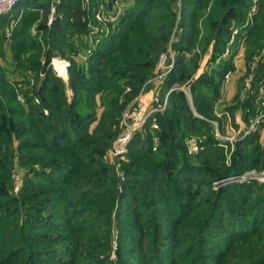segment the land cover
<instances>
[{
  "label": "trees",
  "instance_id": "16d2710c",
  "mask_svg": "<svg viewBox=\"0 0 264 264\" xmlns=\"http://www.w3.org/2000/svg\"><path fill=\"white\" fill-rule=\"evenodd\" d=\"M35 1L37 0H24L29 3ZM46 1L48 4V0ZM114 1L116 0H107L103 3L111 10ZM119 1L127 3L128 6L126 4L125 9L122 8L114 21L104 25L95 22L99 31L92 34L86 28L88 21H81L83 13L79 7L80 0H61L58 12L63 14V27L54 21L52 33L63 38L67 34L80 35L84 29L82 36L86 35L93 38V41H98L94 54L85 62V67L71 61L67 85L55 78L50 69H41V41L31 34V27L37 21L36 15L31 14V18L21 20L14 30L13 43L10 46L13 61L26 69L24 73H34L35 76L37 71L45 72L44 84L38 96L48 114L45 115L46 109L42 110V105L36 106L33 103L34 99L30 95L25 97L26 108L17 105L10 83L7 82V85L3 74L0 75V144H4L0 149V169L9 168L8 171H0V264H77L81 260L83 264H113L108 257V217L114 204L119 202L126 205L130 199L128 210H133L129 215L132 222L137 224L142 220V216L134 213V208L136 212H141L145 220L148 197H144L143 188H152L157 182L164 185L166 183V186L173 182L172 188L175 187L177 193L175 201L169 204L172 208L176 207L172 216L173 226L180 227L186 220H190L193 225L189 229L196 232L190 242L200 243L201 238L206 236L211 246L212 243L219 244L218 251L224 250L221 262L227 258L222 264H264V230L261 231L260 228L264 224L263 185L227 186V191L231 192L229 196L232 194L244 206V210L240 212L233 209L235 203L231 199L226 201L221 192L215 193L212 202L202 200L193 203V199L200 193L196 186L201 189L216 178L220 179L232 173L239 174L242 170L241 164L247 165V158L255 161L260 154L253 148L249 155L240 153L233 157L232 161L237 166H225L216 157L213 162L207 160L205 165L192 168L189 161L184 159L185 156L179 155V143L196 133L198 128L210 126L201 118L194 117L185 102L176 103L155 115L160 159L155 158L156 151H152L150 122L145 124L142 132L133 136L127 156L138 153L142 161L129 160L123 163L126 180L122 192V184L119 188L112 177V168L103 162L110 143L118 136L123 111L152 76L155 62L165 51L170 39L174 38L172 49L177 56L175 65L164 81L165 93L176 83L190 78V73L197 69L199 56L202 54L186 57L185 53L198 46L199 51L204 54L211 45L212 76L204 74L192 80L190 92L195 103L200 100L210 105L214 103L223 75L233 67L231 59H220L230 36L231 24L235 23L242 29L241 26L246 23L251 12L252 1ZM258 7L259 11L252 16V25L246 26V32L242 35L247 45L264 42V0L258 3ZM88 14L93 17L91 13ZM199 16L205 17L202 20L204 35L196 39V35L200 33ZM45 23L46 20L41 19L38 29L47 37L53 36L47 35ZM72 40L70 39V43L74 44ZM49 44L51 47H47L44 55L47 63L55 52L53 42L49 41ZM263 80L264 63L256 70L246 99L236 101L226 109L229 111L240 108L252 113ZM66 90L72 94L70 102L65 96ZM176 97L180 100L184 95L182 96V92L172 91L168 99ZM97 108L102 109L100 115L97 114ZM196 109L200 113L205 111L200 106ZM256 138V134L248 137L243 145H250ZM14 140L18 141L15 149L18 151L20 166L39 167V170L30 171L34 178L27 179L24 183L22 195L36 199L32 205L26 207L19 205L7 191V186L10 185L9 170L12 166ZM207 145L206 148L209 146ZM199 156L200 160L204 159V155ZM178 163L187 165L180 170L170 167ZM252 163V166H248L256 169L258 164ZM181 170H186L187 174L190 172V177L177 180V175L184 174ZM192 170L198 171V177L190 179L194 173ZM201 170H205V173ZM36 178L48 187L35 190L32 184ZM135 192L140 197L135 196ZM140 200L143 202L140 203ZM94 203L104 207L96 208ZM224 203L226 211H222L220 220H226L225 227H218V223L213 224L218 217L215 211ZM159 204L164 205L163 201ZM22 208L27 213L22 224H19L18 217ZM45 210L50 212L46 217H37ZM125 212L124 209L119 212V217H127ZM147 218L146 215V221ZM156 226L153 224L154 230ZM251 226L250 235L245 236L243 232L236 234L238 228ZM37 227L40 232L53 231V234L37 233ZM32 230L38 235L29 236L33 234ZM253 235L257 237L255 242L243 240L236 246L235 251L229 253L232 241L241 237L249 240ZM30 242H36L38 247H31ZM47 244H51L53 248L44 249ZM195 249L199 247L194 246L188 250L186 248L183 251L185 259ZM244 251L246 256L249 253L252 255L241 256ZM190 264H199L198 259H193Z\"/></svg>",
  "mask_w": 264,
  "mask_h": 264
},
{
  "label": "rangeland",
  "instance_id": "374dc122",
  "mask_svg": "<svg viewBox=\"0 0 264 264\" xmlns=\"http://www.w3.org/2000/svg\"><path fill=\"white\" fill-rule=\"evenodd\" d=\"M82 3H84V0H80ZM252 1V0H251ZM102 3L101 0H98L97 4ZM61 0H53V17L58 12L59 7L61 6ZM181 4V3H180ZM254 2L252 1L251 10H253ZM181 7V5H179ZM180 10V9H179ZM250 10V11H251ZM254 11H259L258 2L257 6H255ZM83 13V19L85 21H88V24L86 25L87 30L98 26L94 22V16L91 17L90 14L87 13L86 10L82 11ZM204 12L202 11V14ZM201 14V12H200ZM251 14V12L249 13ZM92 15V14H91ZM201 16V15H200ZM198 18V26L200 27V33L196 35V39H200L204 35V30L202 27V20L205 18L204 16ZM251 18V16H250ZM179 19V18H177ZM252 22V18L249 21V23ZM84 23V22H83ZM99 28V27H98ZM236 28V24L232 23L230 27V36L228 39V42L224 48V51L220 57L221 60L224 59H231L234 58V56L237 57L236 61L238 63V69L237 72H235V79L231 81V75L234 71H236L235 68H231L228 70L221 79L220 83V89L222 91L223 87L228 83L226 86L227 88L225 93H221V91L218 92V97L214 101L213 104H208L204 100H200L199 102L195 103V101L192 99V94L190 92V85L192 80H196L201 75H208V77L212 76L210 73V68L212 67V46L206 50V52L203 54L201 51H199V47L192 48L189 53H185L186 57H190L194 54H202L199 57L198 61V67L194 70V73H190V78L184 79V82L176 83L174 86H172L171 89L165 90L163 88L165 78L168 76L170 72H168V69L162 70V73H164L163 78H159L156 80V78L160 75L161 72L158 71L156 65L157 61L155 62V66L152 72V76L147 80V82L143 85L141 88L139 94L137 97L125 108L123 111L120 121H119V131L118 135L121 132V121L124 118L125 115H128L132 113L137 104L139 103H149L150 101L155 100V104L157 106L162 107L164 112L167 110V108L175 105L176 103L185 102L186 105H188L191 114L194 117L201 118L204 120L210 127L200 129L198 128L196 133L191 134L189 137H187L183 142L179 143V155H183L184 159L186 161H189L188 163L192 168L199 167L205 165V163H208L207 160L213 162L215 159L218 158V162L220 161L225 166H237V163L234 164L233 157H237L240 153H244L245 155L250 153V151L253 148H256L259 152V157L253 161V159L246 160V164H241L240 168L242 169L239 174L238 173H232L229 176L223 177V178H216L214 180H211L207 186L199 188V186H196V189L200 192L199 196L193 199V203H196L197 201L202 200H208L211 201L214 199L215 193L221 192L222 197L225 198V200H232L235 203V207L233 208L235 211H243L244 206L241 205V203H238L237 199L233 197L232 194L229 193L230 190L227 191V186L230 185H250L254 184L256 185H263L264 186V100L262 99L264 97V80L262 82L261 88L259 89V102L255 103V110L252 111V113H249V111H244V109L235 108L232 110L226 109L227 105H231L232 103H235L236 101H242L246 99L247 93L251 89V82L252 79L256 73V70L259 68L261 64L264 63V42L257 43V45H254L250 43L247 45V42L245 41L244 37L241 35L240 37L236 38V40L229 45V40L231 38L232 31ZM15 29L11 28L8 29V31L14 32ZM81 32H85L84 29ZM89 31V30H88ZM5 32V30H4ZM174 33V31H173ZM12 35V34H11ZM2 38V41H0V75L3 74L5 77L6 83H10L9 85L12 87L14 93H15V102L19 106H25V97L26 95H30L32 97L33 103L36 106H41V109H46V107L42 104V99L38 96V94L41 92V88L43 87L44 82V74L46 69H50L52 74L55 78L59 79L61 82H63L65 85L68 84L69 81V69L71 65V61L76 62L77 64L81 65L82 67L86 66L85 62L82 59H78V52H82L83 49L86 48V43L82 41H78V45L76 43L72 44L70 43V39H72V36H64L63 38L60 37V35H56L53 33V36L47 37L44 34H41L39 36V40L41 41V53H40V59H41V69L43 68V71H37V75L34 76V73H24L26 69L19 65L17 62L14 61L9 64V62H6V65H3L4 62V54L5 51H11V44L12 39H7V36L4 35L0 36ZM89 38V37H88ZM173 38V37H172ZM49 41L53 42V50L55 51L53 53V60L57 61H64L66 66V71L64 75L60 76V72L56 70V66L50 65V60L47 63V59H44L45 50L47 47H51V44H49ZM174 42V38L170 39L166 49L161 54H166L167 58L170 59V55L173 56L174 64L176 62V56L177 53L174 52L172 49V44ZM86 51V50H85ZM84 51V52H85ZM6 55V54H5ZM159 58V57H158ZM4 59V60H3ZM81 60V61H80ZM14 63L16 64L17 68L15 67ZM63 67V66H62ZM168 72V73H167ZM227 73H230L228 76V79L225 78V75ZM22 76V77H21ZM7 83V85H8ZM49 84V83H48ZM54 86V85H53ZM172 91L176 92H182V96L184 95V98H181L178 100V98L174 99H168L169 93ZM223 91V92H224ZM261 91V92H260ZM65 96L67 98V101H71V92L69 90L65 91ZM222 96V97H221ZM20 97V99H19ZM46 97V96H45ZM163 97V98H162ZM36 100V102H35ZM98 100V99H96ZM219 100V102H218ZM222 100V101H221ZM51 102L53 103V98H51ZM45 105V104H44ZM200 106L205 111L203 113H200L197 111V107ZM98 109V108H97ZM45 111V110H44ZM48 110L46 109L45 115H47ZM102 112V109H98V115ZM160 112V113H162ZM43 113V112H42ZM150 130V128H149ZM157 131H150V139H151V146L152 151H156L155 158L160 159L159 153V139L157 135ZM142 132V131H141ZM251 134V135H250ZM254 134H256L257 138L255 139V142L250 143V145H243V142H245L248 137H252ZM250 135V136H249ZM118 137V136H117ZM116 137V138H117ZM115 138V139H116ZM115 139L110 143L109 148L106 150L104 156H103V162L105 165L112 168V177L114 178L117 186L120 188L121 186V192L123 189V184L126 180V170L123 168V163L129 162V160L135 161V162H141L142 158L139 157L138 153H133L132 156L126 155L121 159H114L110 156V151L112 149L113 143ZM149 139V141H150ZM154 139H156V143H154ZM18 144V141L14 140L13 143V155H12V166L9 170V187L7 186V191L11 197H13L15 200L18 201V204L22 207L30 206L32 205L36 199L32 197H25L22 195L23 193V187L24 183L27 179H33L32 176V169L39 170V167L33 166V168H29L28 166H20L18 162V151H16V145ZM207 143H209L207 145ZM15 144V145H14ZM154 144L156 146V149L153 150ZM3 143L0 144V149L3 148ZM206 145L208 146L206 148ZM182 148V152H181ZM206 148V149H205ZM192 149V150H191ZM196 149V150H193ZM252 153V152H251ZM204 155V159L200 160L199 155ZM132 157V159H131ZM160 161V160H159ZM252 162H255L258 164L256 169L251 168ZM218 163V164H219ZM176 166H170L176 167V169L180 170L181 167H186V165H183L181 163L174 164ZM248 165H251L250 167ZM239 166V165H238ZM9 168L4 167L1 168V172L8 171ZM183 171V170H181ZM184 170V174H179L176 176L177 180L183 179V177H190L189 174H187ZM191 172H194L193 170ZM202 173H205V170H201ZM200 173V172H199ZM188 175V176H184ZM198 177V171H195L192 173V178ZM171 181V180H170ZM32 187L35 190H44L46 189L47 184L41 182L38 178L33 180ZM173 187V182L165 185L162 183L157 182V184H153L152 188H143L144 190V197H148V203L147 206H145L147 209L146 215H147V221H146V215L145 220L144 216L141 215V212H136V208H134V213H138V215L142 216L139 223L135 224L132 222L131 215L133 210H128V206L130 204V199H128V202L126 205H123V203L119 204V202L114 204L113 210L111 211V215L108 217V223L109 225V248H108V257L109 260L113 262V264H190V262L197 258L199 264H222L227 261V258L223 259L222 252L224 250L218 251L219 244L212 243L211 246L207 241V237L203 236L201 238V242H190L189 240L191 237L196 236V232L191 231L189 229V226L193 225L190 220H186L184 222V225L177 227L173 226V211H176V207L172 208L169 204L173 203L175 201V196H177V193H175V187ZM195 187H193L194 190ZM137 197H140L138 192H135L134 194ZM121 198V197H120ZM104 199V196L103 198ZM136 201V200H135ZM163 201L164 205L160 206V202ZM241 201V200H239ZM251 201V197H250ZM143 201L140 200V203ZM242 202V201H241ZM224 203L219 209L215 211V213L218 215L217 220L215 219L214 223H218L216 226H224L225 222L223 219L220 220V214H222V211L225 210ZM94 206L96 208L98 207H104L99 206L98 203H94ZM124 209L125 217L124 219L119 217V212H121ZM138 210V209H137ZM226 211V210H225ZM27 212L23 211V208L21 210V214L18 217V223L22 224L23 218L26 216ZM50 213L49 211L45 210L44 213L37 216L39 218L46 217V215ZM191 215V214H190ZM226 216V213L224 214ZM153 218V219H152ZM156 219V221H154ZM155 222V223H154ZM59 223V222H58ZM153 224H155L156 228L153 229ZM151 225V228H150ZM35 226L32 224V228ZM137 227V228H136ZM261 231L264 230V224L260 227ZM37 233H45V234H53V231L49 232H40L39 228H35ZM138 229V230H137ZM158 230V231H156ZM252 230L251 227H245L242 229L236 230V234H242L241 232L245 233L246 235H250ZM43 231V230H41ZM33 234H30L29 236H37L38 234H35L32 230ZM258 234V233H257ZM254 234V235H257ZM253 235V236H254ZM251 236V237H253ZM250 238V237H249ZM257 239L256 236L253 238H237L235 241H232L230 243V249L229 253L235 251L236 246L243 240L250 241V243L255 242ZM210 242H212L210 240ZM245 242V241H244ZM31 247H38V244L36 242H30ZM199 247V249H195L194 252H192V255L185 259V253L183 251L188 250V248L192 247ZM53 246L51 244H47V247L44 249L50 250ZM182 252V253H181ZM87 254H92V252H87ZM252 254H247V256H250ZM241 256H246V251L242 252ZM246 256V257H247ZM83 260H81L82 262ZM81 262H77V264H83Z\"/></svg>",
  "mask_w": 264,
  "mask_h": 264
},
{
  "label": "built area",
  "instance_id": "2783aa9c",
  "mask_svg": "<svg viewBox=\"0 0 264 264\" xmlns=\"http://www.w3.org/2000/svg\"><path fill=\"white\" fill-rule=\"evenodd\" d=\"M24 0H0V16H6L8 15L13 8L21 3ZM84 2H87V0H84ZM54 12V10H53ZM122 12V6L119 0L114 1L112 4L111 10L106 8L105 4L100 2L97 4V8L94 16V22L97 24L104 25L107 22L114 21L115 18ZM54 20V19H53ZM81 21L84 22V19L81 18ZM89 30H91L92 34H96L99 31L98 26L92 27ZM240 36V29L235 28L232 31L231 38L229 40V45H231L236 38ZM88 38V37H87ZM90 39V38H88ZM90 43L92 44L91 49H87L89 51V54L91 55L92 52L94 53V49L96 48L98 41L95 39L93 41V38L90 39ZM173 54L170 55V59L167 58L166 54H160L158 60H157V69L160 73V75L156 78H163L164 73H162V70L168 69V72H170L173 68L174 60H173ZM78 59L83 60V53L78 52ZM55 62L59 63L61 66H63L64 70L66 71V66L64 61H57L53 60V57L50 60V65L55 66ZM167 72V73H168ZM230 73H227L225 75V78L228 79V76ZM261 92V91H260ZM20 99V97H19ZM36 102V100H35ZM154 101H150L149 103H139L137 104L135 110L125 115L124 118L121 121V132L119 133L118 137L115 139L112 149L110 151V156L114 159H121L123 158L127 151L128 146L133 138V136L142 131L145 124L150 122V131L158 130V125L156 122L155 115L159 114L163 110V106H157ZM154 143H156V139H154ZM156 149V146L154 144L153 150ZM192 150V149H191ZM196 150V149H193Z\"/></svg>",
  "mask_w": 264,
  "mask_h": 264
},
{
  "label": "crops",
  "instance_id": "0c3cea01",
  "mask_svg": "<svg viewBox=\"0 0 264 264\" xmlns=\"http://www.w3.org/2000/svg\"><path fill=\"white\" fill-rule=\"evenodd\" d=\"M103 1L107 2V0H103ZM252 1L254 2L255 5L252 8L253 10H251V14H248V18H247L246 23L243 26H241L242 29L240 30V36L244 35V33L246 32V30H245L246 26L252 25L253 20L251 23H249V21L251 20L252 16L256 13L254 11V8H255V6H257V2L259 3L261 0H252ZM43 2H45V0H37L34 3L22 1L21 3L17 4L8 15L0 16V36H3V33H4V35L7 36V39H12L14 32L12 33L11 31H8V29H11V28L15 29L17 24H19L21 22V20L23 21V20L28 19L29 17L31 18V14L36 15V19H37V21L31 27V34L33 36L37 37L38 39H39V36H41V34H43L42 30L38 29V23H40L41 19L46 20L45 25H46V29H47V35H49V36L51 34H53L52 31H53V22L54 21L56 23L58 22V25H60V27L62 28L64 17H63V14H61L59 12H57L53 17V0H48V4H47V1L45 3H43ZM97 2H98V0H87V2H84V3H82V1H80L79 7H81L82 11L86 10L87 13H91L93 16V14L97 8V5L94 6L93 4L94 3L97 4ZM126 4L121 3L122 8L125 9ZM129 5H131V3H129ZM127 6H128V4H127ZM250 16H251V18H250ZM236 28H239V27L236 26ZM4 30H5V32H4ZM72 37H73L72 41L74 43H76V45H78V41H82V42L86 43V48L83 49L81 52V53H83V59H84L83 61L85 62V60L90 59L91 56L94 54L92 52V54L90 55L89 51L87 50L89 48L91 49L90 39H88L86 37V35L85 36L74 35ZM93 49L95 50V48H93ZM5 54H4L5 60L3 59L5 63L3 65H6V62H9V64H11V62H13V59L11 56V51L6 50ZM237 57H238V55L236 57L234 56V58H231L233 68L236 67V71H234L231 75V81L235 77L234 73L237 72V69H238L237 68L238 63L236 61ZM227 85H228V83L223 87L222 91L219 90V91H221L222 94L225 93V91H226L225 88H227L226 87ZM262 99L264 100V97ZM218 102H219V100H218ZM257 102H259V100H257ZM228 106L229 105H227L226 107H228Z\"/></svg>",
  "mask_w": 264,
  "mask_h": 264
},
{
  "label": "bare ground",
  "instance_id": "6f19581e",
  "mask_svg": "<svg viewBox=\"0 0 264 264\" xmlns=\"http://www.w3.org/2000/svg\"><path fill=\"white\" fill-rule=\"evenodd\" d=\"M56 70L60 72V76L65 74L64 68L59 64L55 62Z\"/></svg>",
  "mask_w": 264,
  "mask_h": 264
}]
</instances>
